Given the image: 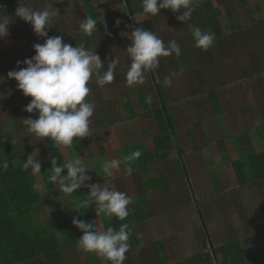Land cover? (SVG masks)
Listing matches in <instances>:
<instances>
[{
	"label": "rangeland",
	"instance_id": "rangeland-1",
	"mask_svg": "<svg viewBox=\"0 0 264 264\" xmlns=\"http://www.w3.org/2000/svg\"><path fill=\"white\" fill-rule=\"evenodd\" d=\"M74 1L76 2L75 4L70 3L68 6L60 5L56 7L52 4L46 7V9L52 7L57 13L53 18L54 22L50 24L51 28H56V30L59 31L58 28L61 29V25L67 23L72 24L73 22L76 23V21L81 23L82 19L87 17L85 9L82 7V0ZM19 2L35 10H41L38 5H32L30 0H12L11 4H7L6 7L0 8V16L6 14L12 21L8 25L9 34L3 39H0V76L5 77L4 81L0 82V137L5 135L8 131L7 123L4 122V119H12L15 126L18 127L21 122H23V119L29 116L35 119L37 116L36 112L30 114L24 111L28 103L20 101V98L21 96H23V98L26 96L16 88V81L7 79L6 75L8 71L17 67V61H23L35 55L32 47L33 44L43 43L44 41V39L40 40V37L35 35L29 23L15 16V10ZM251 3L256 18L264 19V0H251ZM101 4L104 12L111 11L113 13L111 19H109L112 26L109 27V29L107 25H102L98 27V31L94 32L90 37L83 35V33L78 30L79 25L74 26L70 31H60V34L70 38L61 35L64 41L67 43L69 39V44L73 46L76 44L71 39H78L79 43H81V41H86L87 43L89 40L90 48L95 50L96 54L99 56H101L100 54H104L105 58H101V61L105 62L104 69L107 68L108 62L113 58L119 60L116 69V79L112 83L105 84L104 86H99L96 82L92 83L95 108L93 116L90 118V132L93 134L91 135L93 139L96 137L97 144L103 140L109 152L104 153V150V155H102V157L101 154L103 153L96 154L98 157H92L93 159L87 158V160L83 161L89 169L87 174L92 177L90 183L98 182L99 184L101 183L100 187L102 188L108 187L109 189H115L127 195H131L134 193L133 187L140 185V179L144 182L147 178L156 175L158 178L169 180L170 185L175 186L171 193H169L171 197L182 194L185 185L187 190L191 192L190 188L192 187L189 185L192 183L204 187L212 184L217 185V187L220 185H227L232 201L233 193L242 195L243 198H249L253 191L246 189L235 190L236 182L229 158H232V155L238 154L241 156L244 152H259L261 150V144L255 129L256 127L252 126H254L255 123L257 124L263 121L264 118V73L260 77L247 80L244 79L242 71L245 70L244 68L247 65L244 63H249V61H251V67H256V63H259L261 67L264 66V62L259 61V59L261 61L264 59V23L259 25L261 33L259 32L258 36L252 35L249 29L242 27L236 34L230 35L232 32L229 30V21L223 16L221 18V25L223 27L225 39L229 38L226 39L229 42L228 48L219 49L218 52H212V55L207 58L209 59L207 61L200 55L199 59H195L189 64L185 61H187V57L190 58L191 55H185L183 52H181L179 57L175 55L161 57L159 66L153 70L156 81L162 88L161 91H165L166 96L170 98L172 102L176 103L173 108L179 112L181 127L177 132L182 144L181 147L186 151L183 156V162H185L183 168L186 169L187 174L184 171L183 176L180 171L177 157L172 156L169 161L163 164L153 166L143 172H132L130 175L127 174L125 166L122 165L119 170H114L112 177H107L101 172V165L103 162L112 159H121L123 157L122 154L113 153H118L120 147L134 141H150V138L156 133L153 121L148 116L120 124L115 107L117 105L116 98L122 96L125 92V95L135 93V88L137 87L138 89L144 87L153 108L157 107V102L152 90L153 84L151 82L150 72L146 73L144 83L142 84L129 86L127 82L124 81V73L128 70V65L126 64H128L129 60L125 49L130 41L124 38L121 33H130L133 29L131 20H128L129 13L126 10V3L124 0H101ZM131 6L134 11L141 8V4L138 0H131ZM256 6H258V12L255 11ZM75 8L77 12L72 13ZM144 16L148 15L144 14ZM149 17H151L154 22L155 34L161 37L165 41V44L170 40L176 39L179 44L188 49L190 41L185 28L188 20L182 23L175 18L176 21L168 19L166 22L160 17L159 19L152 15ZM240 17V24H243L242 26L247 27L246 24L251 26L250 22L246 23L241 15ZM117 21H119V24L116 23ZM60 34L55 33V35ZM221 41L223 42L224 40ZM234 43L235 45L230 48ZM252 52L257 55L251 56L250 53ZM20 67H24V65L21 63ZM196 70L201 72V77L210 78L212 81V78L217 76L219 72L224 74V87H220L218 91L223 107L221 115H215L213 113L204 94V92L208 90V85L212 87L214 85L205 84L204 81L201 83V81L196 78ZM165 77H171L170 86H165ZM190 81H193L192 85H194L196 90L199 89L198 92L195 93L194 88L192 91L188 90L187 86ZM240 81L247 82L250 89L252 87L251 93L254 96L253 105H248L241 93H238V82ZM259 82L263 83L261 84ZM193 93L195 96L191 97L190 95ZM13 95L16 96V102L12 100ZM136 96L137 94H133L131 101H135ZM86 99L91 101V95ZM187 107L190 110L186 111L185 108ZM105 111H108L110 116H103L106 114L104 113ZM103 128H105V130L100 132ZM135 128H140L142 133L139 134L138 131L134 132ZM130 129H132V131ZM189 130L196 135L198 145H201L202 148L204 146L206 147L203 149V152L201 151L204 166H200L196 161L195 154L200 153H194L192 149L193 145L191 146V141L188 136ZM133 135L135 137L130 138ZM231 136H236V138H231ZM13 138L17 143L19 142L21 146H29V155L38 156L37 158L41 161V165L45 164L50 159L51 151L48 139H38L34 135L28 133L26 127L19 132H15ZM25 141H27V145H25ZM75 145L76 142L74 141L72 146L65 147V150H67V157H64L63 160L70 161L74 155L81 156ZM82 148H84V146H82L80 150ZM36 150H38V153ZM206 167L207 169L203 170ZM210 172H212V175H209ZM98 179H101V182H99ZM95 180L98 181L96 182ZM104 180L105 182L102 184ZM188 182H190V184ZM38 183L40 185L42 197L47 198L48 194L44 184L41 183L39 179ZM54 183L58 187L57 191L61 193L62 190L59 188L58 184L56 182ZM210 190L211 189L207 188L206 190L204 189L198 192L199 196L204 197ZM83 191L86 197V195H88V189L84 187ZM220 197L222 198V195H220ZM189 199L194 198L190 196ZM90 203L91 200L87 197V206ZM89 207L91 208L90 210L95 212L94 204H90ZM72 208L73 205L70 198L64 196L58 200L53 199L47 202V204L39 206L37 217L40 224L46 226L60 214L68 215L71 213ZM100 215H98L96 219L100 220ZM99 230L102 231L101 226H99ZM203 248L205 249V247ZM77 251L78 256L77 258L75 257L74 262L76 264H86L87 252L83 251L80 246H78ZM62 256L64 262L69 264L70 259L66 251H63ZM78 261L80 263H78Z\"/></svg>",
	"mask_w": 264,
	"mask_h": 264
},
{
	"label": "trees",
	"instance_id": "trees-1",
	"mask_svg": "<svg viewBox=\"0 0 264 264\" xmlns=\"http://www.w3.org/2000/svg\"><path fill=\"white\" fill-rule=\"evenodd\" d=\"M138 1L141 4V8L134 11L131 6V0H124L127 6L126 10L129 13V16L127 15L128 20H131L134 28L141 27L155 33L154 22L152 18L149 17L151 14H146L148 16H144L145 13L142 8L143 0ZM11 3L12 0L0 1V8L6 7L7 4L9 5ZM84 4L86 15L92 16L97 20V28L102 25H108V29L112 27L109 19H111L113 13L111 11L104 12L102 10L101 0H87L84 1ZM169 11L171 12V10L162 9L160 12L161 14L156 15L155 18L158 17L159 19L161 16V18H165L167 16L165 13H169ZM219 17V10L217 8L214 9L210 1L198 5L193 11V15L189 23H186L185 27L190 46H188V49H186L185 46H180L183 54H187L188 56L191 55V59L187 57L188 60L185 61L186 63H192L195 59H199L200 55L207 61L209 60L207 58L212 55V52H218L219 49L228 48L229 42L226 39L229 38L225 39L218 20ZM194 26H199L204 31L210 30L215 34L214 44L207 51L195 46V42L191 35V30ZM247 29H249L250 33L254 36H258L259 32L261 33L260 27L256 23H251V26ZM221 40L224 41L222 42ZM68 41L67 43H69ZM72 41L78 43L79 40L72 39ZM234 45L235 43L232 44L230 48ZM250 55L256 56L257 54L252 52ZM128 61L127 65L129 67L131 61L130 59ZM259 61L264 62V59L262 61L259 59ZM244 64H247L244 68L245 70L242 71L244 79L249 80L250 78L263 75L264 66L261 67L259 63H256V67L250 66L251 61ZM149 72L158 106L156 108L152 107L147 91L144 88H136L135 93L128 95L124 94L117 97V105L115 107L120 124L148 116L153 121L156 133L150 138V141L141 140L125 147L124 150H122V155H130L137 149L141 151V156L131 164L133 168L132 172H143L153 166L169 161L172 156H176L180 171L184 176V171L187 174L186 169L183 168V166H185L183 156L186 151L181 147L182 144L177 132L181 127V119L179 112L173 108L176 103L172 102L170 98L162 93L153 70ZM195 73L197 75L196 78L199 79L201 83L204 81L205 84L214 85L213 87L208 85V90L205 91L204 94L213 113L215 115H221L223 107L218 91L220 87H224V74L219 72L217 76L212 78V81L210 78L201 77V72L199 70H196ZM192 83L193 81L188 83V90L192 91L194 88V92H198L199 89L196 90ZM259 83L262 84L263 82ZM89 87L91 88V102L95 104L91 81ZM238 87V93H241L246 103L248 105H253L254 96L251 93L252 87L250 89L247 82L241 81L238 82ZM133 94H137L135 101H131ZM190 96L194 97L195 95L193 93ZM30 99L31 97L23 98V96H21L20 101L29 103ZM12 100L16 102V96L13 95ZM185 109L186 111L190 110L188 107ZM104 113L106 114L103 116H110L108 111ZM4 122L7 123L8 131L5 135L0 137V157H4L9 161V168L7 170H0V264H67L64 262L62 256L63 251L67 252L72 262L75 261V257L77 258V248L79 246L78 240L82 232L73 225L72 220L76 217L86 222L94 223L93 212L87 207L82 188L72 194H66L62 191V195L68 196L72 202V212L67 216L60 214L56 219L51 220L48 225L42 226L37 217L39 206L47 204L50 200L59 198L61 195V193L57 191V185L50 180V176L53 174L51 171L50 159L41 168L43 183L48 194L47 198H43L31 169L25 170L22 167L23 160L28 156V149L21 146L20 143H17L13 138V134L23 130L25 125L21 122V124L16 127L14 121L10 118L8 120L4 119ZM255 129L263 151L260 153H255L253 151L250 153L244 152L241 156L237 154L229 158L236 182V190L247 189L255 183H262L264 181V126L260 124L257 125ZM104 130L105 128L101 129L100 132ZM91 135L93 134L80 140L74 139L77 151L81 156L73 154V158L79 157L84 161L87 160V158L98 157L96 154H101L104 150V153L109 152L106 147H103L102 141L97 144L96 137L93 139ZM188 136L191 141V146L193 145L192 149L194 153H200L195 154L196 161L200 166H204L203 155L201 154L202 146L198 145L196 135L193 134L191 130H189ZM233 137L236 138V136H231V138ZM48 142L50 144L51 157L55 155L60 164L69 162L65 159L63 160L64 157H67V150H65V147L53 145L50 140H48ZM27 144V141H25V145ZM82 146H84V148L80 150ZM75 153L78 154L77 152ZM104 153L101 154V157ZM210 174L212 175V172H210L209 175ZM62 175H66V170L62 172ZM148 182L159 183V180L156 177H152ZM220 186V191L228 189L227 185ZM101 216L105 224L109 223L108 227L111 226L116 230H119V226L123 222L129 224L127 217L125 220L120 221L115 217L109 220L103 214H101ZM204 235V240H206V234ZM210 238L208 234L207 243L204 247L206 248L207 245L212 247L211 251L207 253H198L197 256L188 259L186 261L187 264H213L214 262L212 259H215V261L220 259V262L217 264L245 263L244 251L238 241H230L226 245L213 248ZM73 263L76 264L75 262Z\"/></svg>",
	"mask_w": 264,
	"mask_h": 264
},
{
	"label": "clouds",
	"instance_id": "clouds-1",
	"mask_svg": "<svg viewBox=\"0 0 264 264\" xmlns=\"http://www.w3.org/2000/svg\"><path fill=\"white\" fill-rule=\"evenodd\" d=\"M197 2L198 0H143L142 8L145 14L152 16L160 14L162 9L180 13L176 19L184 23L191 18ZM56 15L52 7L41 11L19 2L15 16L29 23L35 35L44 38V41L33 44L35 55L17 61V67L6 75L7 79L16 81V88L24 96L31 97L24 111L37 113L35 119L31 116L23 119L27 132L40 140L48 139L53 145L70 147L74 139L87 138L91 134L90 118L95 105L86 99L91 94L90 81L95 77L99 86L112 83L116 79L119 60L113 58L108 62L107 69L103 70L104 61H101L95 50H89L84 42L73 46L66 43L61 35L49 36L47 30L51 28L50 24ZM11 22L6 14L0 16V39L9 34L8 25ZM116 23L119 24V21ZM78 30L85 36H92L98 31L97 20L92 16L82 19ZM121 35L130 41L125 49L131 61L126 72L129 86L144 83L146 73L159 66L161 57H179L182 52L175 39L165 44L154 32L141 27L133 28L130 33L122 32ZM191 35L195 46L204 51L211 48L215 41L213 32L204 31L199 26L192 27ZM21 63L24 67H20ZM4 79L5 77L0 76V82ZM170 83L171 77H165V86H170ZM141 154L137 149L121 159L107 160L101 165V172L104 176L112 177L114 170H119L124 165L125 171L130 175L133 171L132 162ZM37 157L28 155L23 160L22 167L25 170L31 169L33 174L41 173V161ZM50 165L53 173L50 180L56 182L64 193L72 194L82 187L88 189L87 197L91 200L90 204L95 205L96 216L103 214L109 220L115 217L120 221L128 217V205L132 203V198L124 192L102 188L99 183H90L92 177L87 174L89 169L81 158L76 157L60 164L52 156ZM8 168L9 161L0 157V170ZM65 170L66 175H62ZM72 223L82 232L78 244L83 251L96 253L110 264H123L130 248L129 224L122 223L119 230L109 226L106 230L99 231L93 222L74 217Z\"/></svg>",
	"mask_w": 264,
	"mask_h": 264
},
{
	"label": "crops",
	"instance_id": "crops-1",
	"mask_svg": "<svg viewBox=\"0 0 264 264\" xmlns=\"http://www.w3.org/2000/svg\"><path fill=\"white\" fill-rule=\"evenodd\" d=\"M84 1L87 0H82L83 8H85ZM206 1H210L212 7L219 10L220 17L218 20L220 25L223 16L229 21V30L232 32L230 35L236 34L241 27H249L248 24H246L247 27L240 24V15L246 23L250 22L258 25L264 23V19H257L256 15H254L251 0H198L195 9L198 5ZM30 2L32 5H38L41 10H45L48 5L52 4L59 7L60 5L68 6L70 3H76L74 0H30ZM76 8L73 9L72 13L77 12ZM255 11L258 12V6H256ZM165 14H167V16L163 19L167 22L168 19L176 21L175 18L180 13L169 11V13ZM192 15L193 11L191 17ZM52 22H54V20H52ZM79 24L80 23L76 21V23L73 22L72 24L67 23L61 25V29L58 28L59 31H57L56 28H49L47 30L48 35L56 36L55 33L60 34V31H70L74 26ZM132 28L134 27L132 26ZM221 28L223 31L222 25ZM63 36L68 37L66 35ZM43 39L44 38H40V40ZM81 42H84L85 46L89 50H92L89 40L87 43L86 41ZM75 44L77 46L80 45L79 41ZM179 45L181 46V44ZM100 55V58H105L104 54ZM125 74L126 73H124V81H126ZM93 82H95V77L91 80V85ZM152 90L155 96L154 89L152 88ZM162 92L166 95L165 91L162 90ZM124 94H126V92ZM260 124L264 126V120L257 124L255 123L252 127H256ZM130 130L132 131V129ZM136 131H138L139 134L142 133L140 128H135L134 132ZM132 137L135 136L133 135L130 138ZM138 141L123 145L120 147L118 153L113 154H122V150H124L125 147ZM102 144L105 148L106 146L103 140ZM25 148L28 149L29 155L30 147L26 146ZM205 148L204 146L201 151L203 152ZM260 149L259 152L255 153L263 151L262 147ZM43 165H41V168ZM205 169H207V167L203 170ZM34 176L40 190L38 179L43 183L42 174H34ZM153 177H156L159 183H149L148 180L152 177L147 178L148 180L144 182L140 179V185L133 187L134 193L128 195L132 198V203L128 205L129 215L127 217L131 235L129 238L130 248L126 253V259L123 264H187L186 261L193 258V256H197L198 253H207L211 251L212 247L208 245L203 249L204 245L207 243L208 234L211 237L210 241L212 242L213 248L226 245L230 241H238L244 251V264H264V181L262 183H255L246 189L253 191L249 198H243L242 195L233 194L232 201L228 189L220 191L221 186L217 187V185L212 184L204 187L192 183L190 184V182L188 183L190 184L189 186L192 187L190 188L191 192L187 190L185 185L182 194L171 197L169 193H171L175 186L170 185L169 180L158 178L156 175ZM98 180L101 182V179ZM98 180L95 181L97 182ZM104 182L105 180L102 181V184ZM83 188L84 187H82V193L84 192ZM207 188L211 190L208 191L204 197H200L198 192L204 189L206 190ZM220 195H222V198ZM64 196L66 197V195H62L61 193L60 197L56 198V200ZM190 196L194 199H189ZM85 198L87 203V195ZM93 216L97 230H99V226L102 227V231L106 230L109 223L105 224L101 215L100 220L96 219L97 216L95 212H93ZM204 234H206V240H204ZM86 259V264H110L104 257L92 252H87ZM212 261L218 263L220 259L217 261L212 259ZM73 262L70 259L69 264H74Z\"/></svg>",
	"mask_w": 264,
	"mask_h": 264
},
{
	"label": "built area",
	"instance_id": "built-area-1",
	"mask_svg": "<svg viewBox=\"0 0 264 264\" xmlns=\"http://www.w3.org/2000/svg\"><path fill=\"white\" fill-rule=\"evenodd\" d=\"M214 264H217V263H214Z\"/></svg>",
	"mask_w": 264,
	"mask_h": 264
}]
</instances>
